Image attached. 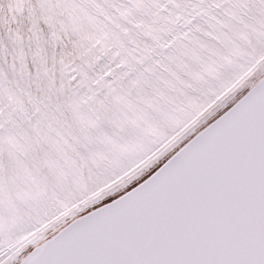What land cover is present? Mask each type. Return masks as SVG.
<instances>
[{
	"label": "snow or ice",
	"instance_id": "snow-or-ice-1",
	"mask_svg": "<svg viewBox=\"0 0 264 264\" xmlns=\"http://www.w3.org/2000/svg\"><path fill=\"white\" fill-rule=\"evenodd\" d=\"M0 264H264V0H0Z\"/></svg>",
	"mask_w": 264,
	"mask_h": 264
}]
</instances>
